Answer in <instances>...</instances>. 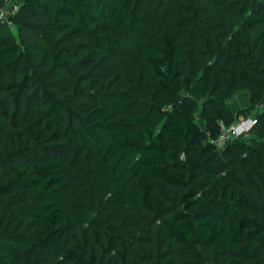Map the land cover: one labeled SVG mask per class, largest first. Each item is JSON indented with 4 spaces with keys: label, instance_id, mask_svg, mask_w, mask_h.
<instances>
[{
    "label": "trees",
    "instance_id": "trees-1",
    "mask_svg": "<svg viewBox=\"0 0 264 264\" xmlns=\"http://www.w3.org/2000/svg\"><path fill=\"white\" fill-rule=\"evenodd\" d=\"M10 21L0 264H264V0H22ZM253 112L259 141L211 142Z\"/></svg>",
    "mask_w": 264,
    "mask_h": 264
},
{
    "label": "rangeland",
    "instance_id": "rangeland-1",
    "mask_svg": "<svg viewBox=\"0 0 264 264\" xmlns=\"http://www.w3.org/2000/svg\"><path fill=\"white\" fill-rule=\"evenodd\" d=\"M22 2V0H5V3H4V8H6L7 10V14H11L10 16H12V14H14V11L17 10V8L15 6H19V3ZM247 98H248V93L246 90H240L238 91L236 94H234V96L232 98H230L228 101H227V107L232 111V112H237L238 110L244 108L246 105H247ZM240 118L242 116H239ZM238 117V118H239ZM237 120V119H236ZM200 125L202 127H204V123L200 120L199 121ZM257 133L255 130H253L252 132H248L245 136L243 137H239V138H234L232 140H229L226 144H229L230 142H234V141H243L244 139H249L251 142H257L259 141V139H257L256 137ZM262 142H264V139H261ZM225 144V145H226ZM224 145V146H225ZM124 164V163H123ZM119 173L120 172H116L114 171V175H113V178H111L113 180V186L114 188L119 192L121 191L124 192V194H121L120 193V197H122L123 195H126L129 199H132L134 196H132V191H128L129 189V186L128 185H123L124 184V181H122L121 179H119ZM87 178V177H86ZM84 178V177H81V181H86L87 179ZM99 182H96V184H98ZM116 191V192H117ZM87 194L91 195L90 193V188H88V192ZM93 196V195H92ZM101 199H100V203L102 201H107V199L109 198V193L108 192H103L100 196H99ZM132 201V200H131ZM131 203V202H129ZM103 204H106L105 206V210L108 211L110 210L113 206V204L111 202H106V203H103ZM117 207H113V210H116ZM103 212V211H102Z\"/></svg>",
    "mask_w": 264,
    "mask_h": 264
},
{
    "label": "built area",
    "instance_id": "built-area-1",
    "mask_svg": "<svg viewBox=\"0 0 264 264\" xmlns=\"http://www.w3.org/2000/svg\"><path fill=\"white\" fill-rule=\"evenodd\" d=\"M18 10L19 6H15ZM7 9L3 7L0 8V21H5L8 24H11L10 15L7 14ZM15 10L14 13L17 11ZM13 15V14H12ZM264 103H259L257 109L263 108ZM256 114L249 113L242 116L238 120L231 122L230 124H224L222 121H219L220 133L219 135L212 139L211 142L215 143L218 147H223L229 140L234 138H239L245 136L249 130L256 124Z\"/></svg>",
    "mask_w": 264,
    "mask_h": 264
}]
</instances>
